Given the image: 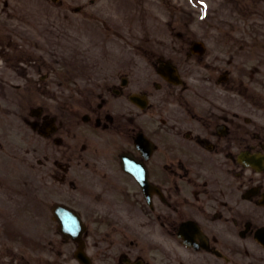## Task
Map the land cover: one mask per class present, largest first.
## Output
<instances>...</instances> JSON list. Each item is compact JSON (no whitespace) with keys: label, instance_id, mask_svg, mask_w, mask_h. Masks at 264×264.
I'll return each instance as SVG.
<instances>
[{"label":"flooded vegetation","instance_id":"obj_1","mask_svg":"<svg viewBox=\"0 0 264 264\" xmlns=\"http://www.w3.org/2000/svg\"><path fill=\"white\" fill-rule=\"evenodd\" d=\"M157 37L119 42L114 67L65 99L32 67L8 89L0 68V158L19 160L0 169V264H25L31 197L84 224L86 259L55 224L50 264H264V169L251 164L264 128L210 74L219 52ZM169 65L182 83L160 74Z\"/></svg>","mask_w":264,"mask_h":264},{"label":"rangeland","instance_id":"obj_2","mask_svg":"<svg viewBox=\"0 0 264 264\" xmlns=\"http://www.w3.org/2000/svg\"><path fill=\"white\" fill-rule=\"evenodd\" d=\"M3 5L0 28L10 27L3 20L10 18L8 9L24 11L20 42L25 49L44 54L45 60L56 53V66L75 69L77 75L110 50L117 34L129 30L170 35L179 31L205 39L213 49L230 47L235 52V77L242 74V61L252 55L246 45H252V61L257 63L259 56L264 61V0H0ZM76 7L81 9L75 11ZM240 50L245 55L236 53Z\"/></svg>","mask_w":264,"mask_h":264}]
</instances>
